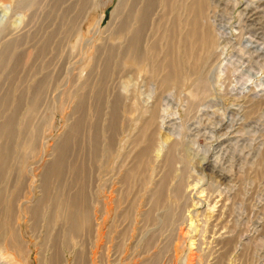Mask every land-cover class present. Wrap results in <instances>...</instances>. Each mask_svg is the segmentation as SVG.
<instances>
[{
    "label": "bare ground",
    "instance_id": "bare-ground-1",
    "mask_svg": "<svg viewBox=\"0 0 264 264\" xmlns=\"http://www.w3.org/2000/svg\"><path fill=\"white\" fill-rule=\"evenodd\" d=\"M5 1H14L17 10L27 17L25 27L33 25L34 29L16 34L11 25L0 28V261L4 264H96L98 261L101 264L96 261V248L105 236L108 239L102 217L110 215L109 204L113 201L100 200L99 192L107 185L103 189L95 178L91 197L87 185L89 171L92 175L99 172L104 183L111 182L108 164L118 137L129 131L132 121L138 125L141 116L147 119L135 135V143L139 146L144 138H149L146 146L135 154L133 167L115 179L122 186L115 207L126 200L134 174L140 173L145 165L151 169L155 161L152 162L154 156L150 155L154 149L152 126L157 110L146 111L139 105L125 104L117 93L112 100L105 99L111 78L146 71L159 82L161 89L189 86L193 99L205 95L208 83L204 70L216 45L211 26L205 23L207 0H119L109 23L114 26L113 31L99 46L91 40L88 44L80 30L88 13L94 11L92 0ZM39 13L43 14L42 20ZM100 22L94 23V31ZM73 41L74 44H69ZM84 46L86 51L81 53L78 64L73 65L71 58L77 59ZM36 76L39 79L35 78L27 87L24 85L26 78ZM18 81L24 86L14 93ZM63 82L69 84L66 93L73 97L75 119L54 146L52 158L41 164L40 172L35 175L39 167L33 170L28 164H39L45 152L38 121H32L31 116L34 112L40 114L48 92H55V87ZM106 102L108 121L103 129L99 121ZM89 114L93 115L90 120L86 116ZM125 144L122 141L121 149ZM176 146L172 143L162 156L164 174L158 182L155 180L157 183L151 184V178L143 171L140 173L142 184H139L140 193L137 191L140 220L147 230L184 221V211L194 215L193 210L202 204L198 198L197 203H189L193 196L203 192L197 193L200 182L185 185L176 173L179 171L183 176L185 172L184 158L176 156ZM123 162L126 160L118 165L119 172ZM177 162L181 164L179 170ZM152 170L156 172L154 166ZM187 221L192 224L190 217ZM153 240L148 238L146 247Z\"/></svg>",
    "mask_w": 264,
    "mask_h": 264
},
{
    "label": "rangeland",
    "instance_id": "rangeland-1",
    "mask_svg": "<svg viewBox=\"0 0 264 264\" xmlns=\"http://www.w3.org/2000/svg\"><path fill=\"white\" fill-rule=\"evenodd\" d=\"M92 1L94 11L88 13L80 30L85 40H89L88 44L92 42L99 46L113 31L114 26H109V23L111 13L119 0ZM207 4L205 23L211 26L216 45L213 59H210L204 70L208 83L205 95L193 99L189 86L161 89L159 82L150 78L146 71L112 77L114 82L109 83L110 89L105 95V99L110 101L117 93L125 104L130 102L134 107L140 106L141 110L146 108V111L153 108L157 110L152 126L154 135L151 138L154 149L150 155L154 156L151 157L152 162L154 159L156 161L153 162L156 172L152 170L153 166L150 169L145 168L146 165L141 171L147 174V178H151V184L157 183L164 174L161 161L166 149L172 143L177 144L176 156L184 158L185 172L183 176L179 171L176 173L186 182L185 185L200 182L197 193H203H196L189 203H197L198 198L202 204L193 210L194 215H188L184 211V221L179 220L168 227L162 226V229L156 227L147 230L140 220V171L134 174V182L131 180L128 185L126 200L115 207L122 190V186L115 179H119L133 167L136 162L135 154L146 146V139L149 138H144L139 146L135 143V135L143 128L147 116H141V123L138 125L132 121L129 131L118 137L113 149L114 155L109 159L111 182L104 183L105 180L99 172L92 175V171H89L87 185L91 197L94 196L95 178L99 186L107 185L104 191L99 192L100 200L113 201L109 204L110 215L106 219L102 217L105 223L104 233H107L108 239L105 236L100 241L96 248L97 259L94 257L101 264H264V0H207ZM42 16L39 13L40 20ZM98 20H101L98 31H94V23ZM6 24L11 25L16 34H21L24 29L25 32L34 29L32 24L25 27L27 17L17 10L14 1L2 0L0 28ZM74 43L75 41L69 42ZM85 47L79 55H74H77L76 60L71 58L72 64L75 62L73 65L78 64L81 53L87 49ZM39 77L26 78L25 84L18 81L14 93L24 85H31ZM63 84L57 83L55 92H48L42 108L40 107V114L34 112L31 116L32 121H38L42 134V150L45 152L42 155L45 157L39 164H28L33 170L39 167L35 175L40 172L41 164L52 158L54 146L75 119L76 106L73 97L66 93L69 84ZM108 110L106 102L99 121L103 129L108 121ZM86 116L90 120L93 115ZM123 119L122 112L121 120ZM122 141L127 143L125 150L121 149ZM74 153L72 150V154ZM123 160L126 162H123L119 172L118 165ZM180 166L177 162L176 169L179 170ZM189 217L192 224L187 221ZM28 238L27 236L26 239ZM148 238L150 241L154 239L150 247L145 244ZM0 264L4 263L0 261Z\"/></svg>",
    "mask_w": 264,
    "mask_h": 264
}]
</instances>
